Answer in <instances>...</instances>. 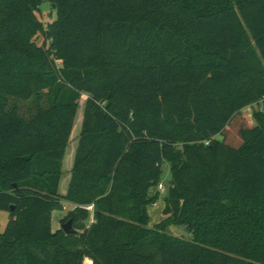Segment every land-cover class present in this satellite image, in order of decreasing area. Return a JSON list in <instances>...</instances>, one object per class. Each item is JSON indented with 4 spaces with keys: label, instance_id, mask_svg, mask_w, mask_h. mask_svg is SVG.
Returning a JSON list of instances; mask_svg holds the SVG:
<instances>
[{
    "label": "trees",
    "instance_id": "16d2710c",
    "mask_svg": "<svg viewBox=\"0 0 264 264\" xmlns=\"http://www.w3.org/2000/svg\"><path fill=\"white\" fill-rule=\"evenodd\" d=\"M0 209V264H264V0H0Z\"/></svg>",
    "mask_w": 264,
    "mask_h": 264
},
{
    "label": "rangeland",
    "instance_id": "374dc122",
    "mask_svg": "<svg viewBox=\"0 0 264 264\" xmlns=\"http://www.w3.org/2000/svg\"><path fill=\"white\" fill-rule=\"evenodd\" d=\"M36 14L37 17L44 23L45 26L48 25L49 22H51L55 17H56V9L54 7V5L49 2V1H42L40 4H38V6L36 7ZM35 41L38 44H42L44 42V37L41 33H37L34 36ZM85 98V96L83 97V99ZM38 104H45L44 101L42 100H38L36 98H33L31 100H16V99H11L10 100V106L12 107L13 105H16L20 114L23 116H29L34 110L37 109ZM261 110V104L256 103L253 105H249L247 107H245L242 112H241V117L244 121H246L250 126H256L258 121L257 118L255 116L256 112ZM76 134L79 133L80 131V123L76 122ZM220 138H222L221 135H219ZM76 140H74L73 142H70V145L68 146L67 149V157L64 160V165H63V177L61 180V184H60V191L61 192H65V190L67 189L68 186V179H69V169L71 166V162H72V156H71V151L73 148V145L75 144ZM163 178L162 181L164 183V185H168L170 176H171V172H170V164L168 162H165L164 164V168H163ZM151 193H159V199L158 201L149 206V213L151 216V221H150V227H153L161 222L164 221L165 219V215L163 213V210L165 208L166 205V197H167V190L166 191H162L160 190L159 185L157 187L152 188ZM63 205L64 208L62 209H56L53 211V216H52V227L53 230H56L58 228H61L63 223L68 222L70 219L73 220V227L76 228L78 227V225L82 222V221H78V223H74V218L70 216V213L73 212L75 210V208L77 207V205L74 202L71 201H63ZM91 211V216L88 220H86L85 222H83L86 225H89L91 222H93L94 220V208L89 209ZM10 219V213L9 211L6 210H1L0 209V230L3 231L5 230L8 222ZM78 230V229H77ZM165 231L167 233L170 234H174L177 236H181L183 238L186 239H191L192 238V234L191 232L188 230L187 225L185 224H172L169 225ZM93 261L90 258H86L84 260V264H92Z\"/></svg>",
    "mask_w": 264,
    "mask_h": 264
},
{
    "label": "water",
    "instance_id": "95a60500",
    "mask_svg": "<svg viewBox=\"0 0 264 264\" xmlns=\"http://www.w3.org/2000/svg\"><path fill=\"white\" fill-rule=\"evenodd\" d=\"M11 209L13 210L14 207L12 206ZM61 228L67 233V234H76L78 231L73 227V220L70 219L68 222L63 223Z\"/></svg>",
    "mask_w": 264,
    "mask_h": 264
},
{
    "label": "built area",
    "instance_id": "2783aa9c",
    "mask_svg": "<svg viewBox=\"0 0 264 264\" xmlns=\"http://www.w3.org/2000/svg\"><path fill=\"white\" fill-rule=\"evenodd\" d=\"M159 187H160V190H162V191L166 190V187H165L163 182H160ZM92 208H93V205L88 206V209H92Z\"/></svg>",
    "mask_w": 264,
    "mask_h": 264
}]
</instances>
